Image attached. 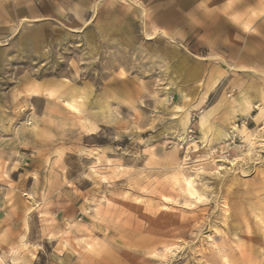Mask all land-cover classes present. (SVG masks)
<instances>
[{
  "label": "rangeland",
  "instance_id": "374dc122",
  "mask_svg": "<svg viewBox=\"0 0 264 264\" xmlns=\"http://www.w3.org/2000/svg\"><path fill=\"white\" fill-rule=\"evenodd\" d=\"M8 10L0 264H264V0Z\"/></svg>",
  "mask_w": 264,
  "mask_h": 264
},
{
  "label": "crops",
  "instance_id": "0c3cea01",
  "mask_svg": "<svg viewBox=\"0 0 264 264\" xmlns=\"http://www.w3.org/2000/svg\"><path fill=\"white\" fill-rule=\"evenodd\" d=\"M24 0H13V2L6 1L4 4V9L2 10V13H0V54L2 59H0V70L4 71L5 70V58L4 54L7 48H5V42L6 40H10L15 32H18L19 27L17 26L16 30L14 29V23H18L19 18L16 20L14 18V14L12 12H9V7L11 5H15V7H18V5L22 4ZM56 5V4H55ZM21 14V11H17L16 15L19 16ZM95 16L92 17V19L87 23L86 26H88L91 21L94 19ZM16 20V21H15ZM29 18H21L19 22H29ZM3 55V56H2ZM2 60V61H1ZM1 90V85H0V102L5 101V94Z\"/></svg>",
  "mask_w": 264,
  "mask_h": 264
},
{
  "label": "bare ground",
  "instance_id": "6f19581e",
  "mask_svg": "<svg viewBox=\"0 0 264 264\" xmlns=\"http://www.w3.org/2000/svg\"><path fill=\"white\" fill-rule=\"evenodd\" d=\"M153 38V37H152ZM184 64V63H183ZM184 67V66H183ZM187 120V119H186ZM185 122V121H184ZM190 122V121H189ZM183 124H185V123H183ZM188 124H186V126H187Z\"/></svg>",
  "mask_w": 264,
  "mask_h": 264
}]
</instances>
